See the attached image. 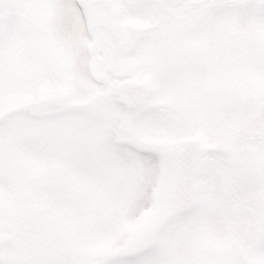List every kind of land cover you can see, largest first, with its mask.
<instances>
[{"label": "rangeland", "instance_id": "rangeland-1", "mask_svg": "<svg viewBox=\"0 0 264 264\" xmlns=\"http://www.w3.org/2000/svg\"><path fill=\"white\" fill-rule=\"evenodd\" d=\"M233 2L0 0V264H264V0Z\"/></svg>", "mask_w": 264, "mask_h": 264}, {"label": "water", "instance_id": "water-1", "mask_svg": "<svg viewBox=\"0 0 264 264\" xmlns=\"http://www.w3.org/2000/svg\"><path fill=\"white\" fill-rule=\"evenodd\" d=\"M92 74H93V79L102 84V85H106L107 84V76L104 73H99L97 72V69L94 67L92 70ZM153 93L152 90V84L151 81H147V83L143 86L142 89V96L143 97H148ZM120 130H122L123 132H128L130 130V125L127 122H122L119 126Z\"/></svg>", "mask_w": 264, "mask_h": 264}, {"label": "flooded vegetation", "instance_id": "flooded-vegetation-1", "mask_svg": "<svg viewBox=\"0 0 264 264\" xmlns=\"http://www.w3.org/2000/svg\"><path fill=\"white\" fill-rule=\"evenodd\" d=\"M119 32L120 31H116L114 28H112V33L115 34V35H117V36L119 35V37H120V33L122 35V32H120V33ZM29 105H33V104H29Z\"/></svg>", "mask_w": 264, "mask_h": 264}, {"label": "trees", "instance_id": "trees-1", "mask_svg": "<svg viewBox=\"0 0 264 264\" xmlns=\"http://www.w3.org/2000/svg\"><path fill=\"white\" fill-rule=\"evenodd\" d=\"M221 1L234 3V2H233L234 0H221ZM235 2H236V1H235Z\"/></svg>", "mask_w": 264, "mask_h": 264}]
</instances>
